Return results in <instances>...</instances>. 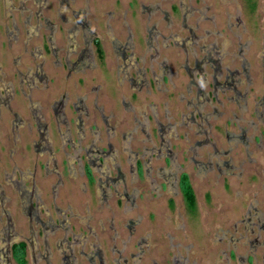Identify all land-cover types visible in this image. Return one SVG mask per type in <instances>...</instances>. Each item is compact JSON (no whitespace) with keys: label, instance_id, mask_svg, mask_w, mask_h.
<instances>
[{"label":"flooded vegetation","instance_id":"flooded-vegetation-1","mask_svg":"<svg viewBox=\"0 0 264 264\" xmlns=\"http://www.w3.org/2000/svg\"><path fill=\"white\" fill-rule=\"evenodd\" d=\"M194 1L200 4L201 9L195 11L202 10V16L191 28L185 27V20L180 24L179 32L187 29L188 34L185 36L177 34V24L164 8L165 4L171 5L174 0L138 1L141 16L144 17L142 36L138 37L128 21V12L122 11L120 16L117 15L116 8L120 3L118 0H0V149L3 145L8 154L6 161L0 154V264H13L17 258H22L25 251L29 252L33 264H53L54 255L59 264H67L70 257L75 260L85 258L89 264H108L107 252L101 245V234L105 233L106 226L102 224V218L98 220L99 230L92 227L93 216L89 213V203L85 202L81 206L83 214H80V208L74 210L69 203L64 208L57 206V198L53 193L49 205L43 198L44 191L38 176L44 182H50V189L55 188L53 174L56 175L55 183L59 187L64 178L63 172L61 174L57 170L55 144L49 137L53 132L59 139L58 151L63 154L66 166L76 165L80 175L87 178L89 183L95 174L90 166L103 170L95 178L104 182L101 185L107 192L101 200L106 202L105 208L112 214L115 213L109 203L112 200L116 205L118 201L122 202L125 207L122 212L127 215L135 210L137 197L146 199L152 195L153 198L163 196L168 188L164 182L167 179L174 181L175 196L182 194L180 184L184 176L192 188L190 176L181 171L183 166H178L176 160H171L168 148L167 153L163 154L161 148L148 146L157 136L156 129L150 127V120L154 119L158 123L157 131L160 136L164 134V130L172 129L171 125L162 126L160 123L161 118L164 121L165 117L171 120L170 113L165 108L163 117L159 118L160 113L153 104L145 102V108L151 107V113L142 112L147 127L142 132L143 138L137 140L134 109L130 108L131 126L134 127L120 132V124L114 113L103 112L98 103L95 90L102 87L100 84L93 85L91 93H75L71 106L70 92L54 96L53 87L62 85L66 90L67 83L71 82L73 86L78 85L82 89L85 75L101 68H111L118 84L121 87L126 85L131 92L135 90L134 92L143 94L147 99L155 93L166 95V85H170V89L176 87L173 80L177 78V49L183 56L180 68L191 79L201 78L204 81L210 76L211 82L207 84L211 92L202 98L205 103L215 101L217 93L229 87V75L236 76V85H250L247 53L251 43L247 39L242 40L245 28L241 22L240 10L236 9L235 14L227 13L226 29L230 36L213 29L204 30L200 34V22L206 20L213 28L215 19L212 15H205L211 9L205 0H188V3L191 5ZM132 4L133 2L127 3V7L131 9ZM173 7L171 6V11ZM157 14H160L161 19L151 22ZM232 19L236 22L234 25L231 23ZM218 44L221 49L217 47ZM227 57L233 70L223 78L221 67ZM225 70L228 71L229 67ZM75 76H78V80H73ZM245 93L246 91L237 92L236 95L245 99ZM90 94L94 95L92 113L85 106ZM195 98L200 103L199 97ZM75 104L81 106L80 109ZM198 108L196 111L201 110ZM69 109L81 131L79 138L71 143L70 119L67 116ZM198 116L202 118L200 114ZM202 122L207 121L202 119ZM82 126L86 127L87 136H84ZM23 134L26 135L25 138ZM24 142L30 143L35 159L31 165L22 169L16 155L19 149L24 148ZM134 142L142 144V147L140 154H135L133 163L128 161V176L118 158L121 154H126L125 151H132L128 148L131 149ZM198 147H202V144L196 142L190 148L193 153L189 161L204 172L201 179L212 173L214 166L217 169L220 164L228 167L225 161H214L213 156L208 157L209 160L205 163L196 161ZM219 154L214 155V158H218ZM21 157L26 159L25 153ZM153 159L163 160L165 166H153ZM39 160L42 161L41 166L38 164ZM171 163L176 169L172 174L169 166ZM50 165L56 169L55 172ZM141 181L150 185L156 183V189L145 192V186L138 187ZM118 185L124 186V192H119ZM86 193L85 190L84 194ZM12 204L18 207V216L20 220H25L26 229L18 228L20 221L15 216L16 212L12 214L10 210ZM96 212L102 211L97 207ZM73 223L77 230H74ZM108 223V232L113 233L108 238L114 242L108 249L114 256L112 264H140L147 252L145 249L150 247L149 243H145V237L149 238L150 233L146 232L139 237L137 247L142 245V249L137 248V253L134 254H125L134 234L133 227L129 230L128 238L121 239L114 229L113 219ZM231 228L236 229V226ZM230 231L216 228L213 245L227 242L226 237ZM256 231L258 234L264 232V224L257 225ZM171 239L174 245H169V248L173 249V256L162 263L153 259L150 264H196L195 260L189 261L187 256L177 257V243H174L172 237ZM118 241L122 244L121 248L117 246ZM253 243L251 253L243 259L253 260L255 253L252 251L257 246L264 247V242L259 244L258 240H254ZM233 254L232 250L223 252L222 260L229 264L235 258Z\"/></svg>","mask_w":264,"mask_h":264},{"label":"rangeland","instance_id":"rangeland-1","mask_svg":"<svg viewBox=\"0 0 264 264\" xmlns=\"http://www.w3.org/2000/svg\"><path fill=\"white\" fill-rule=\"evenodd\" d=\"M93 1L100 2L101 0ZM109 1L113 2L116 0ZM118 1L120 3L117 4V15L120 16V12L127 11V18L131 23L133 32L135 36L139 37L144 23L139 3L154 0ZM138 1L139 3L137 4ZM180 1L181 3H179ZM129 2H133L131 9L127 7ZM205 2L211 7L209 11L205 12V15L214 16L215 24L212 28L205 22L206 20L200 22L198 26L200 34L204 30L213 29V31H221L224 35L230 36L226 29L227 13L235 14L236 9L240 10L241 22L245 28V33L241 32L242 28L239 29V32L244 34L242 40H251V46L247 53L250 85H236L237 82L234 80L236 76L232 77L229 75V87L225 88L223 92L217 93L215 101H209V104L205 103L202 98L204 95L206 97L208 92H211L207 84L211 82L210 76L206 77L205 82L201 78H197V80L192 78L194 80L192 83L190 75L180 68L183 56L182 52L177 49V78L173 80L176 87L170 89L171 86L166 85L168 89L166 95L155 93L153 97L147 99L143 94L134 92L135 90L131 92L126 85L121 87L118 84L116 74L111 68H101L85 75L82 89L78 88V85L73 86L71 82L67 83L68 88L66 90L62 85L53 87L54 96L65 91L70 92L69 105L71 106L76 96L75 93H91V87L100 84L102 87L95 90V95L99 98L98 103L102 106L103 112L107 114L110 112L114 113L116 120L120 124V132L134 127L131 126L130 108L134 109L133 113L134 117H136L135 122L138 130L136 133L137 140L143 138L144 134L142 132L147 127L142 112L151 113V107L145 108V102L153 104L160 113L159 118L163 117V109L165 108L170 113L171 120L165 117L164 121L161 118L160 123L162 126L169 127L171 125L172 129L164 130V134L160 136L157 131L159 129L158 123L154 119L150 120V127L151 129H156L157 136L153 138V141L149 142L148 146L161 148L163 154L167 153L166 149L168 148L171 151V155L169 154L171 160H176L178 166H183L181 171L188 174L192 182V189L196 199L193 208L188 207L182 194L175 196L174 181H172L173 179L171 181L167 179L164 182L167 183L168 188H166V193L163 196L153 198L152 196L154 195H152L146 199L140 196L137 197L135 210L127 215L122 212V209H125L123 203L118 201L116 205L115 201L112 200L109 202L112 205L113 212H115L112 214L105 208L104 203L106 202L101 200L106 195L105 192H107L101 185L104 182L103 180L97 181V178H95L103 170L100 171V168L90 166L95 174L91 177L90 182L92 184L89 183L87 178L80 175L76 165L70 167L63 163L64 156L58 151L59 139L57 136L55 137V132L51 133L49 137L53 139L52 141L55 144V156L58 160L57 170L61 174L63 172L64 178L63 183L59 187L55 183L56 175L53 174V186L55 188L50 189V182L46 183L38 176L39 181H41L40 186L43 187L44 191L43 198L49 205L54 194L57 198V206L64 208L69 203L74 210L80 208V214H83L81 206L85 202L89 203V213L93 216L92 227L95 230H99L98 220L102 218V224L106 226L105 233L101 234V245L107 252L106 260L108 264H112L111 260L114 258L108 250L110 246L114 245V242L108 238V235L113 234L108 232L110 224H107V222L111 219H113L114 229L119 233L121 239L128 238L129 230L132 227L134 229L133 237L125 254L137 253L139 237L146 234V232L150 233L149 238L145 237V243H149L150 247L145 249L147 252L143 256L141 263L139 262L140 264H150L153 259L160 263L167 262L174 254L173 249L169 248V245H174L171 237L175 240L174 243H177V257L179 255L187 256L189 261L195 260L196 264H227V262L222 260V253L230 252L231 250L234 252L233 256L235 258L232 257L233 259L230 260L229 264L264 263V247H261L262 245L257 246L252 251L253 254L255 253L253 260L243 259L244 256H248L251 253V245L254 240H258L259 244L264 242V232L258 234L256 231L257 225L264 224V117L261 119V115L264 114V62L259 56L264 48V0H205ZM233 2L237 4L233 5ZM171 6H174L173 11H171ZM164 8L177 24V30L180 28V24L184 23V20L185 27L191 28L195 26L196 20L202 16V10L199 12L195 11L196 9H201L200 4L195 1L190 5L188 0H174L171 5L170 3L165 4ZM159 19H161V16L157 14L152 18L151 22ZM231 23L234 25L236 22L232 19ZM199 33L197 36L200 35ZM177 34L185 36L188 32L187 29L180 32L178 30ZM217 47L221 49L220 44ZM138 49L140 50L139 46ZM171 60V63H173V58ZM228 60L229 58L227 57L223 61L224 63L222 62L223 78L233 70V67L228 64ZM226 67H229L228 71L225 70ZM208 75H211V73ZM223 78L221 82H223ZM73 80H78V76H75ZM244 91H247L244 95L246 96L245 99L237 97V92ZM196 96L199 97L200 103L196 101ZM93 98L94 95L90 94L85 105L89 113H92ZM80 107L78 108L80 109ZM197 107H201V110L196 111ZM88 110L86 113H88ZM72 113V110L69 109L67 116L70 119V143L72 140L76 141L81 133L79 130L80 126ZM198 114L202 118H199ZM202 119L207 122H202ZM81 129L85 131L84 136H87L86 127L82 126ZM23 137L25 138L26 135L23 134ZM196 142L202 144V147L197 148L196 161L205 163L209 160L208 157L213 156L214 161L220 163L225 161L228 167L220 164L217 169V166H214L213 172L201 179V175L204 172L196 164L189 161L193 153L190 148L195 146ZM132 144V148H128V150L132 151H125L126 154H121L118 158V160L122 161V168L128 176H130V163L128 161L133 163L135 154L139 155L142 147V144L137 142ZM22 153H25L26 159L21 157ZM0 154H2L4 160L8 157L7 150H5L3 145L0 149ZM216 154H219L218 158H214ZM16 159L22 169L26 165L32 164L35 156L32 154L30 143L24 142V148L19 149ZM152 161H155L153 166H165L163 160L157 161L153 159ZM38 164L41 166L42 161L39 160ZM8 165L6 164V166ZM169 166L171 167L170 174H172L171 172L176 169L173 168V163ZM50 168L53 169L52 165H50ZM53 171L55 172L56 169H53ZM92 179H94L93 182ZM142 186H145V192H152L156 189L157 184L150 185L141 181L138 187ZM85 190L86 194H84ZM118 190L119 192H124L125 188L122 185H118ZM10 195L14 197L12 194ZM97 207L102 212H96ZM10 210L12 214L16 212L15 216L18 219L17 212H20L18 207L12 204ZM18 221H20L18 228L20 230L26 229L25 220L23 218L20 220L19 217ZM233 226H236V229L231 228ZM73 227L74 230H77L76 224ZM218 227L231 231L226 237L227 242L224 241L213 245L215 230ZM117 244L118 248L122 247L119 241ZM140 248L142 249V245ZM54 257L53 264H59L56 259L57 256L54 255ZM74 261L76 262L74 263ZM89 263L85 258L75 260L70 257L67 259V264ZM13 264H33V262L29 252L25 251L22 258H17Z\"/></svg>","mask_w":264,"mask_h":264},{"label":"trees","instance_id":"trees-1","mask_svg":"<svg viewBox=\"0 0 264 264\" xmlns=\"http://www.w3.org/2000/svg\"><path fill=\"white\" fill-rule=\"evenodd\" d=\"M247 40L249 41L248 43H251L250 39H247ZM259 56L262 58V62H264V48H263V50L261 52V55H259ZM247 86H248V84H247ZM200 108L201 107H199L198 109H200ZM263 117H264V114L261 115V119H263ZM180 185H181V190H182V194H183V199L185 200V202L188 205V207L193 208L195 206V203H196L195 200L196 199H195L194 192L192 191V188H191L189 182L187 181V177L186 176H184V178L182 179V182H181Z\"/></svg>","mask_w":264,"mask_h":264}]
</instances>
